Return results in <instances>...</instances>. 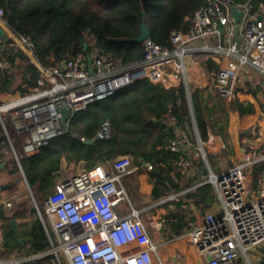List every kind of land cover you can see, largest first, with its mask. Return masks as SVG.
Masks as SVG:
<instances>
[{
	"label": "built area",
	"instance_id": "1",
	"mask_svg": "<svg viewBox=\"0 0 264 264\" xmlns=\"http://www.w3.org/2000/svg\"><path fill=\"white\" fill-rule=\"evenodd\" d=\"M242 12L238 23L240 42H234L233 19L230 7ZM3 10L0 8V18ZM222 28L228 31L223 37ZM212 42L190 50L206 54H223L235 58L237 66L220 68L216 73V87L223 99H235L240 87L239 72L248 66L264 76V4L255 12L247 3L235 5L230 0H207L193 15L186 34L174 32L170 36L173 49L156 44L149 37L142 42L143 57L140 62L122 69H114L101 59L79 54L49 68H39L36 85L27 93L0 101V125L7 137L5 121L13 127L20 139L25 156H32L50 140L68 132L71 118L94 102L108 98L124 86L139 80L162 83L161 65L171 60L175 76L184 73L185 45L194 42ZM11 46L15 51L31 54V44L25 37L14 35ZM1 67V65H0ZM163 84V83H162ZM262 123L264 134V94ZM66 112L62 122V111ZM174 124L176 121L170 118ZM249 149L243 151L232 164L215 174L209 172L204 179L202 171L192 185L169 200L180 201L196 187L210 184L214 191V204L198 219L188 223L177 238L164 236L162 243L180 240L188 242L202 261L201 264H264V135L260 140L257 126L250 131ZM109 127L104 124L98 138H107ZM178 140H171L166 149L178 153L175 171L169 174L173 182L187 177L193 171L187 156V135L177 130ZM83 141V138H80ZM263 168L255 182L249 184V171L257 165ZM138 170L150 172L152 164L133 166L130 156H120L113 162L99 163L89 170H82L70 178L58 181L44 199L43 213L37 209L50 247L44 253L0 259V264H31L32 261L52 255L55 264H165L159 246L152 238L154 231L163 229L166 218H157L145 224L143 214L133 206L126 190L127 178ZM5 208L9 201L0 202ZM121 206L127 213H121ZM170 209H173L171 205ZM191 217L192 214H189ZM45 220L52 230L47 231ZM0 233V252H1ZM259 251V255H251ZM62 258V261H61Z\"/></svg>",
	"mask_w": 264,
	"mask_h": 264
},
{
	"label": "trees",
	"instance_id": "2",
	"mask_svg": "<svg viewBox=\"0 0 264 264\" xmlns=\"http://www.w3.org/2000/svg\"><path fill=\"white\" fill-rule=\"evenodd\" d=\"M230 1L235 5L247 3L255 12L260 4H264V0ZM206 2L207 0H0V8L3 10L1 20L8 29L30 42L31 54L38 67L49 68L82 54L101 59L114 69H122L140 62L143 57L142 43L134 41L140 33L142 23L147 26L151 40L162 47L173 49L171 34H186L194 13ZM11 43L8 40L0 47V62L6 65L0 68V95L9 93L10 90L13 94L27 93L36 85L39 76L37 65L23 52L15 51ZM15 69L17 74L12 72ZM196 96L191 99L193 113L199 135L204 139L208 123L203 118ZM234 109L239 116L250 112L248 104L238 101H235ZM170 118L176 122L173 124ZM188 122L189 108L183 83L166 88L162 83L139 80L75 114L68 122L67 133L50 140L32 156H19V166L11 157L3 154L5 146L0 139V163L8 161L7 166L10 164L6 167L7 172L16 176L12 183L26 184L29 190L34 191L35 197H43L57 183L63 161L67 166L82 162L85 169L89 170L99 163L113 162L120 156L129 155L133 165L137 167L143 163L152 164L149 177L160 195L165 196L181 191L184 186L181 177L177 176V182L170 179L169 174L176 169L178 153L171 152L166 146L171 140L179 139L177 130L188 132ZM104 124L109 127V136L96 138ZM80 138L92 142L84 143ZM194 164L192 166L200 172L203 170V163ZM257 165L260 172L263 165ZM196 176L195 179L198 178ZM4 179L0 178V181ZM24 193L21 196L29 198L26 190ZM191 197L201 212L214 204L210 184L197 187ZM28 203L24 199L21 204L17 203V211L0 214L7 228L5 237L2 238V255L6 258L44 253L50 247L45 229L36 214L30 213L31 206ZM170 205H173V209L167 211L166 222L172 220L168 223L169 232L178 236L184 232L192 218L181 201L167 202L162 207L169 208ZM27 215L30 219L23 225L27 237L22 236L18 224V233L15 234L8 225V219L26 218ZM31 264L55 262L53 256L48 255Z\"/></svg>",
	"mask_w": 264,
	"mask_h": 264
},
{
	"label": "crops",
	"instance_id": "3",
	"mask_svg": "<svg viewBox=\"0 0 264 264\" xmlns=\"http://www.w3.org/2000/svg\"><path fill=\"white\" fill-rule=\"evenodd\" d=\"M232 25H233L232 40L234 42L239 43L240 37L238 34V30H235L234 24ZM0 30L3 34L2 37L0 36V47H3L6 43L4 39L12 41L14 38V34L2 22L1 18H0ZM221 30H222L223 37L228 35V31L225 28H222ZM202 45L212 46L213 44L210 41L208 42L199 41V42H194V43H187L185 45V48L187 50H186L185 55L182 58V61L184 63V73L179 79L174 75L175 71H174L173 66L176 60H171L167 63H164L163 65H161L160 68H163L162 69V72H163L162 83L164 87L166 88L175 87L177 84L181 82L184 84V87L186 90V100H187V105L189 108L188 124L190 126L188 128V132H186L187 142H188L186 143L187 144V156L189 160L191 161L192 165H195L194 162L203 163L202 160L197 158V155H198V151H202L204 146L207 145L209 150H205V152H207V154L206 153L205 154L209 158L208 163L210 164V166H212L210 161L211 159H213L212 163L214 167H209L208 163L206 164V167L208 168L209 172H212V173L216 172L217 174L222 171L221 164L219 163L217 166L214 160H221V159H218V158L214 159L213 157L219 156L221 151L226 152V148H227L226 144L232 145L234 148H236L239 144H241L243 141V138L240 137L241 133H243L244 135L246 134V137H251V134H250L251 128L253 126H257L261 134L260 140H258L257 142L258 143L261 142V138L264 134L259 126L262 123V115H263L261 99L264 94V76L259 75L256 71H254L252 68L248 66H244V68H241L239 72L240 87L238 88V96L236 97L235 101H238V103H242V104H248V106H250V112L245 115H242L240 120L238 119L239 117L237 116H236L237 119L235 116H230V119H232L230 123L226 121L223 122L221 118H214L213 111L214 109H218L219 106H217V103L213 101V96L210 93L211 87L209 84V77L212 74H214V70L216 71L215 73H217V71L222 67H227V66L236 67L237 60L235 58L227 57L223 54H206L200 51L190 50L192 47L196 48V47H201ZM21 52H23L30 59L32 63L36 64L32 54L28 53L27 51H23V50ZM195 58H199L200 60H195L194 62ZM0 65H1L0 68H4L6 66L4 62H0ZM198 67L200 68L202 72L200 73L195 72L198 70L197 69ZM12 72L14 74H17L16 69ZM189 84H191V87H189ZM19 95H21L19 92L13 94L12 91L10 90L9 93H6V94L4 93L0 95V101L10 100L13 97H16ZM193 96H196L198 98V102L200 103L199 106L201 108L203 118H205L208 123V129H207L206 137L204 139L200 137L199 132L197 130L196 120L194 117L193 107H192V102H191V99H193ZM234 113H236L239 116V113L237 111H234ZM0 139L2 140L1 137ZM219 144H220V148L216 147ZM244 149H240L241 151L240 155L243 153ZM239 156H237L236 159ZM203 159L206 163L204 156H203ZM232 161L233 160H229L227 162L228 164L226 168H228L232 164ZM62 163H65V161H63ZM62 163L60 165L59 175H61ZM1 164H4V162L0 163V165ZM143 164L141 165V167L143 166ZM257 166L258 165L254 166L251 169V171H249L250 176H248V180H249L250 185H251L250 180H252V183H254L255 176H257V174L259 173ZM215 167L218 168L219 171ZM192 168H193V171L190 175H188L187 177H181L182 178L181 182L184 183L182 190L186 189L189 185H192L193 182L196 181L195 175L197 173L196 170H198V168H196L195 166H192ZM201 171L202 173H204L203 170ZM60 177L58 179H60ZM126 187L128 188L129 190L128 192L130 194L131 192L132 194H134L133 197H131L132 199L136 198L137 200H143V199L159 200L164 197L163 195H160L158 189L153 185V182L149 177V173L144 172L143 170H138L136 173L131 174L127 178ZM194 190L191 191L187 195L180 196V201L186 206V207L183 206L184 209L186 208L188 213L192 214L191 216L192 221L197 220L198 214L199 212H201L194 205V201L191 197V194L194 192ZM212 192H213V197H214L213 188H212ZM4 200L5 199H3L2 201ZM162 200L164 199H161L160 202ZM2 201L0 200V202ZM212 206L210 208H206L204 212H201V215H203L207 210L211 209ZM146 207L149 208L150 205ZM145 208H142L140 210H143ZM121 210H122L121 212L122 214L127 213L124 206H121ZM163 215L165 216V218L167 217L166 216L167 213ZM171 221L172 220H168L165 224L168 228L165 234L167 235L166 237L173 239V238H177L181 234L178 236L170 234L168 223H171ZM164 229H163V232H164ZM156 244L160 245L158 249L165 263L166 262L169 263L168 259L172 257H173L174 264H201L202 263L199 255L197 254L193 246H191L185 240H180V241H175V242H170V243H162V240H161L159 243L156 242ZM182 244L184 246H182ZM171 247L174 251L170 254ZM1 249H2V237H1ZM166 254L167 255L169 254V255L166 256ZM240 261L241 260H239L236 264H240Z\"/></svg>",
	"mask_w": 264,
	"mask_h": 264
},
{
	"label": "rangeland",
	"instance_id": "4",
	"mask_svg": "<svg viewBox=\"0 0 264 264\" xmlns=\"http://www.w3.org/2000/svg\"><path fill=\"white\" fill-rule=\"evenodd\" d=\"M195 60H200V59L199 58H195L194 62H195ZM197 69L198 70L195 71V72H197V73L202 72L199 67ZM215 72L216 71L214 70V74H212L209 77V84H210V87H211L210 93L213 96V101L217 103V106H219L218 109H214L213 117L214 118H221V120L223 122L226 121V122H229V123L232 121V119H230V116H235V117L237 116V117H239L238 119L240 120L241 116H238L236 113H234L235 110L233 109L234 108V101L236 100V98L227 100V99H223V98H221L219 96L218 90L216 88V82H215L216 73ZM237 91H238V89H237ZM1 101H3V100H1ZM237 117H236V119H237ZM9 124H8V120L5 121L6 129H7V132H8L7 137L5 136V134L3 132V129L1 127V125H0V127H1V129H0V137L2 138V140L4 142L2 145L5 146L2 149V152H3V154L6 157H11L14 160V162L17 164L18 157L21 156V155H25V154H23V152H22L20 139L18 138V136H16L11 124L10 125ZM240 137L243 138V141L236 148H234L232 145L226 144V146H227L226 152H222L221 151L219 156L213 157L214 159H217V158L221 159V160H214V161L216 162L217 166H218L219 163L221 164V169L222 170L223 169L225 170V168L227 167V164H228L227 162L229 160H233L234 161L236 159V157L240 155V152H241L240 149H244L245 148L244 151L248 150L249 149V142L254 138V137H246V134L244 135L243 133L240 134ZM216 147L220 148V144L217 145ZM205 150H209L207 145L204 146L202 151H198V155H197V158H199L200 160L203 161V166H202L203 168L202 169L205 172V174L202 177L204 179L209 174V170L206 167V164L208 163L209 158L206 155L207 152H205ZM203 153H204V155H203ZM127 156H129V155H127ZM203 156H204V158L206 160V163H205V161L203 159ZM6 160H7V158H6ZM212 160L213 159H211V161H210L212 166H210V164L208 163L209 167H214L213 163H212ZM7 162L8 161H4L5 165L3 166V168H0V178H5L4 181H0V188L2 187V190H0V200L2 201L3 199H5L4 201H9L10 202L11 206L9 208H7L6 210H7V212L12 213L14 211H17V203L19 202V204H21L24 201V199H25V200H27L29 202L28 206H31V208L32 207L36 208L34 214H36V216L40 220L39 215L37 213V209H39L41 211V213H43L44 199L47 196V194L44 195L43 197H40V196L36 195V197H37L36 198L34 196L35 195L34 191L29 190V188L26 186V184L22 185V184H19L18 182L12 183V180L15 179L16 176L8 174V172H7L8 168L6 169V167H9L10 164L8 163V166H7ZM131 163L133 164L132 158H131ZM17 165L19 166V164H17ZM84 169H85V167H84L83 163L71 164L69 166H67L65 163H62V171H61V175H60L61 177H60V179H58V181L70 178L73 175L77 174L78 172H80V171H82ZM216 169L218 170V168H216ZM212 170H213V168H212ZM214 173L216 174V172H214ZM126 186H127V183H125V187ZM126 189H127V192H128L129 190H128L127 187H126ZM25 190L27 191V193H28L27 196L29 198H24L25 196L24 197L21 196V193H24ZM128 194L130 196V199H132L131 197H133L134 194H132V192H131V194L128 192ZM170 195H172V193H169V194L165 195L163 198H161V199H164L161 202H160L161 199H159V200H149V199L137 200L136 198L132 199L131 202L133 203V206L135 208H137V209H142V208H145L146 206L150 205L149 208H147V207L145 208L147 211H146L145 214H143L144 223L149 225V224L152 223V221H155L157 218H162L163 214L167 213L166 210L167 209L169 210L171 205L169 206V208H165V207H162L164 203L175 202L174 200H169L168 199ZM158 202H160V203H158ZM199 215H201V212H199L198 216ZM29 219H30V217H28V215H27L26 218H17L16 219L17 222L15 221L19 225V230L22 231V236H26L25 235V228H23L24 227L23 225L26 222H28ZM45 224H46V227H47V231L49 232L50 235H52V230H51V228L48 225L46 220H45ZM163 229H164V232H163ZM163 229L160 230V231H154L153 232L152 238H153V241L155 243L156 242L159 243L164 236H167L165 234L167 232V229H168L167 226L165 225L163 227ZM0 230H2V231H0L1 237L4 238L5 237V233L7 232V228L5 227V223H4V221L1 218H0ZM182 246H184V245L182 244ZM173 251L174 250L171 247L170 254ZM2 254H3V251L1 250L0 259H4L5 260V259L18 258L17 255L16 256L13 255L10 258L9 257L6 258ZM168 255L166 254V256H168ZM252 255L254 257L258 256L259 255V251H253ZM168 261H169V263L166 262L165 264H174L173 257L168 259ZM240 264H247V263L242 259L240 261Z\"/></svg>",
	"mask_w": 264,
	"mask_h": 264
},
{
	"label": "water",
	"instance_id": "5",
	"mask_svg": "<svg viewBox=\"0 0 264 264\" xmlns=\"http://www.w3.org/2000/svg\"><path fill=\"white\" fill-rule=\"evenodd\" d=\"M230 11H231L232 19H233V24L235 26V30H237L238 23H239V21H240V19L242 17V12L240 10H238L235 6H231L230 7ZM0 36L1 37L3 36L1 30H0ZM148 37H149L148 28L145 25V23H142L141 24V27H140V33H139V35L137 37L134 38V41L137 42V43H142L143 40L146 39V38H148ZM4 41L7 42L8 40L7 39H4ZM87 65H88L89 72L92 73L93 72V69L91 67V65H92V58H89L88 59ZM189 87H191V84H189ZM65 116H66V112L63 110L62 111V119H61L63 123L65 122ZM158 123H159V121H158ZM96 138H98V137L96 136ZM83 142L84 143H90L92 141L83 140ZM3 166H4V164H1L0 165V168H3ZM0 189L2 190V187ZM35 209L36 208L32 207L30 209V213H35ZM6 213H7V210L5 209L4 205L2 203H0V214L6 215ZM8 225H9V227L11 228V230L15 234L18 233L17 224H16L15 220L9 219L8 220Z\"/></svg>",
	"mask_w": 264,
	"mask_h": 264
}]
</instances>
